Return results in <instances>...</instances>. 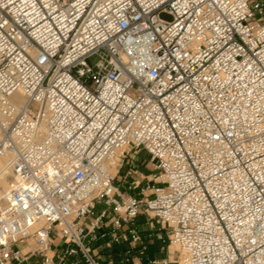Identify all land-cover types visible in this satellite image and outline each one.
<instances>
[{
  "label": "built area",
  "instance_id": "2783aa9c",
  "mask_svg": "<svg viewBox=\"0 0 264 264\" xmlns=\"http://www.w3.org/2000/svg\"><path fill=\"white\" fill-rule=\"evenodd\" d=\"M0 158V264H264V0H0Z\"/></svg>",
  "mask_w": 264,
  "mask_h": 264
},
{
  "label": "rangeland",
  "instance_id": "374dc122",
  "mask_svg": "<svg viewBox=\"0 0 264 264\" xmlns=\"http://www.w3.org/2000/svg\"><path fill=\"white\" fill-rule=\"evenodd\" d=\"M161 18L163 20H170V17L168 15H165V14H162L161 15ZM103 54H98L94 57H92L89 61V63L91 65H93L94 63H96L99 59H100V56H102ZM59 243L58 242H54V245H58ZM100 245V243L98 244ZM158 245V244H157ZM167 246V243L166 244H161V246ZM115 249L117 251H115ZM174 247H170L169 250H170V253H172L174 251ZM53 250V249H51ZM129 250V247L127 245H122V247L120 246H112L110 249L106 250L104 244L103 245H100V248H98V252L100 254V257H101V261L103 262V264H107V263H112V264H135L138 262V256L134 253V252H130L129 254H125L126 251ZM166 248H165V252H166ZM52 254L49 252L48 253V257H51ZM146 258H148L149 260L152 259V256L150 255H146ZM157 258V261H159V256H156ZM128 261H125L127 260ZM156 260V259H155ZM32 260L28 261V263H30ZM36 261V262H35ZM41 264L42 260L41 259H36L34 261H32V263L30 264ZM142 263L141 264H146L145 261H141ZM53 264H57V258H54L53 260Z\"/></svg>",
  "mask_w": 264,
  "mask_h": 264
},
{
  "label": "crops",
  "instance_id": "0c3cea01",
  "mask_svg": "<svg viewBox=\"0 0 264 264\" xmlns=\"http://www.w3.org/2000/svg\"><path fill=\"white\" fill-rule=\"evenodd\" d=\"M136 175L134 176V179L137 180L138 183H140L139 186L137 187H132V190H128V187L130 186V182L131 180L129 179L126 183H120V181L122 180L123 177V173H121L120 175L117 176L115 184L117 186H119L120 190L124 193H126L127 195H136L139 193V190L144 187V185L146 184L147 180L149 179L148 175H149V169L146 168L145 166H143V163L138 161L136 163ZM144 222L143 220H141V223ZM143 229L144 230H151L152 227L149 224H143ZM107 239H103V240H99L98 242L95 243V246H97V248H100V245H103L105 243ZM57 242V241H56ZM100 243V245H98ZM155 246V250H154V254L152 256V259H156V256H159V259H165L167 257V253L164 251L165 249L163 248V246H161L160 243L158 242H154L153 243ZM152 244V245H153ZM158 244V245H157ZM150 245V246H152ZM56 247V250L61 246V244L59 243L58 245H54ZM150 246L148 248H150ZM32 261L36 260V259H31ZM32 261L30 263H32ZM36 262V261H35ZM72 259H67L65 261L64 264H72ZM30 263H25V264H30ZM34 264V262H33Z\"/></svg>",
  "mask_w": 264,
  "mask_h": 264
},
{
  "label": "bare ground",
  "instance_id": "6f19581e",
  "mask_svg": "<svg viewBox=\"0 0 264 264\" xmlns=\"http://www.w3.org/2000/svg\"><path fill=\"white\" fill-rule=\"evenodd\" d=\"M19 104L23 103V100H18ZM12 183L10 179V171L7 168V160L0 158V194L9 190V186ZM51 253V252H50Z\"/></svg>",
  "mask_w": 264,
  "mask_h": 264
},
{
  "label": "trees",
  "instance_id": "16d2710c",
  "mask_svg": "<svg viewBox=\"0 0 264 264\" xmlns=\"http://www.w3.org/2000/svg\"><path fill=\"white\" fill-rule=\"evenodd\" d=\"M155 246L156 245H154V244L152 246H150V248L147 249V253L146 254L150 255V256H153L154 250H155ZM120 247H122V246H120ZM115 251H117V250L115 249Z\"/></svg>",
  "mask_w": 264,
  "mask_h": 264
}]
</instances>
